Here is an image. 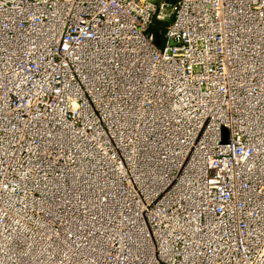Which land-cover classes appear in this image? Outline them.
Returning a JSON list of instances; mask_svg holds the SVG:
<instances>
[{"label": "built area", "instance_id": "built-area-1", "mask_svg": "<svg viewBox=\"0 0 264 264\" xmlns=\"http://www.w3.org/2000/svg\"><path fill=\"white\" fill-rule=\"evenodd\" d=\"M93 238L105 264H264V0H0V264Z\"/></svg>", "mask_w": 264, "mask_h": 264}, {"label": "bare ground", "instance_id": "bare-ground-1", "mask_svg": "<svg viewBox=\"0 0 264 264\" xmlns=\"http://www.w3.org/2000/svg\"><path fill=\"white\" fill-rule=\"evenodd\" d=\"M113 168H115L116 170H117V172H119L120 173V171H121V168H119V167H116V166H113ZM123 170V169H122ZM126 174L127 173V171L126 170H123V174ZM187 173V172H186ZM188 175L187 174H185V175H183V177H182V179H181V191L183 192V193H186V192H189L190 190L188 189ZM185 197H187V194H182V198H185ZM188 198V197H187ZM84 207H86L87 209H88V204H87V206H85V204H84ZM100 213V212H99ZM90 215H88V217L89 216H94V218L93 217H89V220H87L88 221V223L90 224V225H92V226H97L98 227V230L99 231H97V234H98V239L99 238H107V234L105 233V230H104V227L106 226V225H108V221H109V218H110V215L109 214H103V216L105 217L104 219L101 217V213L99 214V216L102 218V219H99L98 217L96 218L95 216V214H94V212H91V213H89ZM108 222V223H107ZM88 223H87V225H88ZM103 223H105V224H103ZM130 224H129V222L128 221H125V224H123V228H125V230H127V227L129 226ZM99 227H101V230L99 229ZM89 228H91V227H89ZM11 237H12V235H11ZM10 237V238H11ZM9 238V239H10ZM129 241V240H128ZM96 242H97V239L96 238H93L92 239V241H91V243H90V245H86V244H84V243H81V245H79L77 248H73V250H69V255H71V254H75V255H77V254H83V257H85V259H83L82 258V256H80V257H77V259L76 260H73V259H71L70 261H69V264H80V262H81V259H82V261L83 260H85L86 262L84 263V264H105V261H100L99 262V258L95 255V254H97V252H98V244H96ZM27 249L26 250H29V248H28V246L26 247ZM60 247L59 248H57V247H54V250L55 251H57V252H59L60 251ZM69 249V248H68ZM117 250L118 251H121V252H123V253H125V255H126V253H127V246H125V244H123V243H121V242H119V247L117 248ZM65 251V250H64ZM24 252V251H23ZM95 255V256H94ZM73 256V255H72ZM27 258V259H26ZM56 260V259H55ZM119 261H121L122 262V260L121 259H118ZM21 262L22 263H24V264H31L32 262H30V259H29V255H28V257L24 254V255H22V257H21ZM56 264H58V261L56 262ZM64 264H68V260H66L65 261V263ZM81 264H82V262H81ZM117 264H121L120 262H117Z\"/></svg>", "mask_w": 264, "mask_h": 264}, {"label": "trees", "instance_id": "trees-1", "mask_svg": "<svg viewBox=\"0 0 264 264\" xmlns=\"http://www.w3.org/2000/svg\"><path fill=\"white\" fill-rule=\"evenodd\" d=\"M170 1V0H166ZM172 19L164 22H160L155 20L150 28V31L153 32L156 36L158 35L161 40H163L164 33L166 31V28L169 26Z\"/></svg>", "mask_w": 264, "mask_h": 264}, {"label": "water", "instance_id": "water-1", "mask_svg": "<svg viewBox=\"0 0 264 264\" xmlns=\"http://www.w3.org/2000/svg\"><path fill=\"white\" fill-rule=\"evenodd\" d=\"M156 45L158 47L161 45V38L158 35L156 36Z\"/></svg>", "mask_w": 264, "mask_h": 264}, {"label": "rangeland", "instance_id": "rangeland-1", "mask_svg": "<svg viewBox=\"0 0 264 264\" xmlns=\"http://www.w3.org/2000/svg\"><path fill=\"white\" fill-rule=\"evenodd\" d=\"M169 2H171V3H172V2H174V0H170ZM169 20H170V19H169ZM166 21H168V20H166ZM123 170H124V169H123Z\"/></svg>", "mask_w": 264, "mask_h": 264}]
</instances>
